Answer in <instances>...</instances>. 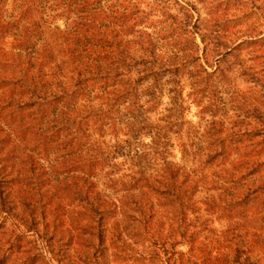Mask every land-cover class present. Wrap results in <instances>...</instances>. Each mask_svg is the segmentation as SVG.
<instances>
[{
  "label": "trees",
  "instance_id": "16d2710c",
  "mask_svg": "<svg viewBox=\"0 0 264 264\" xmlns=\"http://www.w3.org/2000/svg\"><path fill=\"white\" fill-rule=\"evenodd\" d=\"M225 39L192 0H0V230L21 240L18 202L28 231L84 241L95 264L109 245L112 264H240L258 243L247 213L264 212V111L229 93L241 112L227 117L224 63L241 44L227 54ZM256 74L262 105L264 60ZM215 210L221 235L203 216Z\"/></svg>",
  "mask_w": 264,
  "mask_h": 264
},
{
  "label": "rangeland",
  "instance_id": "374dc122",
  "mask_svg": "<svg viewBox=\"0 0 264 264\" xmlns=\"http://www.w3.org/2000/svg\"><path fill=\"white\" fill-rule=\"evenodd\" d=\"M196 3L199 14L202 17L204 25L208 28L213 29L215 26H219L222 29L223 34L227 40V54L230 53L237 45L241 44L238 48L231 52L227 56V60L224 66H227V117H232L236 113H240L241 110H235L236 106L230 102L228 94H235L236 96L241 95L242 101H246L258 106L259 110L264 111V104L259 105V99L261 98L262 88H257L253 90L254 83L252 82L253 75L255 77L259 76L256 71L259 69L261 62L264 60V1L261 3L259 0H192ZM262 6V7H261ZM13 5L8 4L9 9ZM50 12L48 11V14ZM50 17V16H49ZM73 17V16H71ZM50 19L57 22L58 25L64 28L66 21H69L68 15H63L51 17ZM240 31L241 33H238ZM1 61V60H0ZM245 64L249 68L242 69L239 65ZM261 74V73H260ZM262 79V77H261ZM260 79V80H261ZM3 81L0 80V108L2 107V94L5 90ZM216 98H220L218 95ZM262 99V98H261ZM263 101V99H262ZM261 108V109H260ZM234 111V112H233ZM199 108L192 106L187 114V120L191 121L193 124H197L200 121ZM235 120V119H234ZM233 120V121H234ZM232 121V122H233ZM2 122V117L0 116V125ZM230 125L229 120L227 121V126ZM4 130V127H2ZM0 142L3 141L4 133L0 129ZM144 143L148 142L149 139L143 138ZM258 141H263V138H258ZM248 141L240 144L242 156L246 154L247 150L244 152L245 146ZM263 143V142H261ZM262 146V145H261ZM256 146L257 151L260 147ZM0 149H3L2 146ZM244 152V153H243ZM235 157V154L231 156ZM182 154L179 149H175V160L181 162ZM127 160L126 157L119 159L120 162ZM232 166L229 167L231 170ZM229 170L227 172H229ZM213 174V173H212ZM214 177V175H212ZM211 177V178H212ZM237 179L236 176L233 178H227V180ZM227 187H231V184L227 183ZM213 194L216 192L212 190ZM199 200L203 203L206 202L207 192L201 191L199 193ZM203 205V204H202ZM15 209L12 214H18L17 218H13L17 222L20 229L16 230L17 235L21 233V240H15L10 238L12 231H6L7 227L11 228L8 224L6 228L0 230V249H2V254L0 253V264H72L73 262H79V264H95L94 263V251L81 243H68L69 241L65 239L64 242L59 246V249L49 241L43 238L44 233L39 234L35 231H28L27 226H25L21 219L22 213L19 208L18 202L14 204ZM21 206V205H20ZM206 209V206H203ZM211 214L209 217L207 212L204 211L203 216L209 218L208 225L216 234L221 235V232L227 227V212L219 215L217 210ZM4 216V215H3ZM3 216H0V223L3 221ZM247 225L248 230L247 238L249 240H257L258 243L250 244L243 250L242 261L240 264H264V212L263 213H247ZM11 221V220H10ZM4 233V234H3ZM42 235V236H41ZM254 235V237H253ZM46 237V236H45ZM259 239V240H258ZM70 240V239H69ZM108 242H106V245ZM211 250H213V255L220 256L218 259L223 258L221 252H226L225 254L232 253V248L227 244V240L222 239L220 243L213 242ZM107 248V253L109 255V264L115 262L113 253L119 252L113 245H109ZM218 248H220L218 250ZM181 250L182 248H178ZM93 250V249H92ZM219 251V252H217ZM72 254L71 258L66 256V253ZM2 257V258H1ZM59 257L61 261H59ZM232 257L228 261H231ZM218 264H229L226 259H221ZM131 262H125L124 264H130Z\"/></svg>",
  "mask_w": 264,
  "mask_h": 264
}]
</instances>
